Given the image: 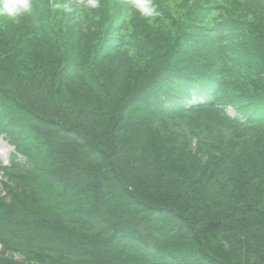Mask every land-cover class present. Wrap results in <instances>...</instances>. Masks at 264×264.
Returning <instances> with one entry per match:
<instances>
[{"label": "trees", "instance_id": "1", "mask_svg": "<svg viewBox=\"0 0 264 264\" xmlns=\"http://www.w3.org/2000/svg\"><path fill=\"white\" fill-rule=\"evenodd\" d=\"M260 1L0 15V264H264Z\"/></svg>", "mask_w": 264, "mask_h": 264}, {"label": "clouds", "instance_id": "2", "mask_svg": "<svg viewBox=\"0 0 264 264\" xmlns=\"http://www.w3.org/2000/svg\"><path fill=\"white\" fill-rule=\"evenodd\" d=\"M87 5L89 9L98 8L100 7V0H87ZM131 5L141 16L146 18L159 14L156 7L151 3V0H131ZM52 7L53 9L63 7L69 11L71 10L68 8V5L60 3L59 0ZM31 9V0H0V15L8 16L17 21L30 13Z\"/></svg>", "mask_w": 264, "mask_h": 264}, {"label": "rangeland", "instance_id": "3", "mask_svg": "<svg viewBox=\"0 0 264 264\" xmlns=\"http://www.w3.org/2000/svg\"><path fill=\"white\" fill-rule=\"evenodd\" d=\"M78 4H84V3H82V1L83 0H75ZM86 2H87V0H86ZM232 3V2H231ZM261 1L260 0H247V4H245L244 3V5L245 6H247V9H249L250 11H251V9L252 8H257V7H261ZM263 21V20H262ZM262 26V25H261ZM264 28V26H262L261 27V29H263ZM193 33V35L196 37L197 36V34H196V32L195 31H193L192 32ZM192 33H190V36H192L191 34ZM219 35H221V34H218V33H216L215 34V38L216 39H213V40H216V41H218V37L217 36H219ZM210 37V36H209ZM208 37V38H209ZM228 113L231 115V116H233L234 115V113H235V111H234V109L233 108H229L228 110ZM18 116L21 118V116H22V114L19 112L18 113ZM206 117L207 118H209V119H213L215 116L213 115V114H209V113H207L206 114ZM216 118V117H215ZM5 122V121H4ZM203 125V124H202ZM206 126L207 127H210V128H212V125L209 123V122H207L206 121ZM29 131L32 133V129H29ZM6 133H4V130L2 129V128H0V193L1 192H4L5 190H4V186H3V181L5 180L4 179V173H3V171H2V167H6L7 165H9V160H10V157H11V160H12V157H13V155L15 154V153H17V150H16V148H15V146H13L12 144H11V142H8L7 141V139H6ZM12 155V156H11ZM250 168L248 167V169H247V184H249V183H252V181L251 182H249L250 181V170H249ZM5 193V192H4ZM3 196H5L4 194H3ZM185 198V197H184ZM184 198H182V199H184ZM3 255H5V256H7V257H13L14 259H17V260H23V261H25V260H27L28 258L27 257H25L23 254H21V253H18V252H15V251H10V250H4V249H2L1 248V246H0V256H3Z\"/></svg>", "mask_w": 264, "mask_h": 264}]
</instances>
